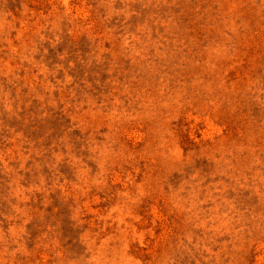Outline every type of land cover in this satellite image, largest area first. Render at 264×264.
<instances>
[{"label": "rangeland", "instance_id": "374dc122", "mask_svg": "<svg viewBox=\"0 0 264 264\" xmlns=\"http://www.w3.org/2000/svg\"><path fill=\"white\" fill-rule=\"evenodd\" d=\"M0 264H264V0H0Z\"/></svg>", "mask_w": 264, "mask_h": 264}]
</instances>
